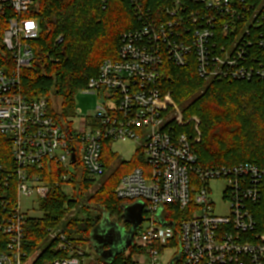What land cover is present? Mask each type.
I'll use <instances>...</instances> for the list:
<instances>
[{"label":"built area","instance_id":"obj_1","mask_svg":"<svg viewBox=\"0 0 264 264\" xmlns=\"http://www.w3.org/2000/svg\"><path fill=\"white\" fill-rule=\"evenodd\" d=\"M127 1L137 26L121 35L116 59L105 60L82 91L98 94L99 104L92 116L74 110L76 129L50 114L45 98L24 93L31 43L41 34L39 21L25 17L36 0H0V16L13 14L3 38L12 66L0 69V264L29 258L24 243L33 218L22 198L40 204L53 189L71 186L81 170L99 180L106 172L104 142L122 140L134 142L144 161L116 188L126 206L143 205L136 263L264 264V166L203 167L163 83L167 66L187 65L206 82L264 80V0ZM54 171L59 180L45 182ZM218 181L225 182L222 200L230 205L224 215L212 199ZM47 235L70 253L49 264H81L82 253L63 231L51 228Z\"/></svg>","mask_w":264,"mask_h":264},{"label":"trees","instance_id":"obj_2","mask_svg":"<svg viewBox=\"0 0 264 264\" xmlns=\"http://www.w3.org/2000/svg\"><path fill=\"white\" fill-rule=\"evenodd\" d=\"M247 1L258 4L263 0ZM12 17L9 10L0 16V69L12 66L11 54L3 45ZM25 17L39 21L41 34L31 43L34 59L23 71L24 93L32 99L45 98L50 114L60 121L73 115L76 95L96 77L101 64L116 59L121 35L137 26L127 0H36ZM163 83L185 123L179 129L192 137L203 167L240 163L264 166V80L206 82L199 78L194 65H187L167 66ZM111 143L103 144L106 172L99 180L81 170L70 181L74 195L65 193L62 185L53 189L39 204L42 217L27 221L24 247L28 257L37 254L33 264H49L70 256L57 250L52 240L40 249L48 229L63 231L79 250L91 242V233L105 214L123 222L127 202L116 196V188L144 161L137 154L130 163L119 161ZM113 164L117 166L111 171ZM58 180L57 171L45 178L48 183ZM97 184L98 189L87 198L89 189ZM75 210L79 211L71 216ZM172 219L176 223L181 220L178 214ZM262 223L264 231V211ZM128 251V256L124 253L110 263L100 259L98 264H137L134 257L139 251L134 246Z\"/></svg>","mask_w":264,"mask_h":264},{"label":"rangeland","instance_id":"obj_3","mask_svg":"<svg viewBox=\"0 0 264 264\" xmlns=\"http://www.w3.org/2000/svg\"><path fill=\"white\" fill-rule=\"evenodd\" d=\"M57 101L60 102V100H57ZM98 104H99V95L96 93L80 92L75 97V111L80 116L87 117V116L94 115L97 111ZM168 110H169V113L174 116L175 108L174 107L171 109L169 108ZM79 120H80L79 117L76 116L74 113L72 116L66 117V121L69 123H73V125L75 126L74 128L76 129H78L77 125L79 124ZM183 124H185L184 121H183ZM111 149H112V152L118 156L119 161H125L127 163H130L133 160V158L136 157V154H137V145L130 140L112 142ZM116 166L117 164H113L111 167V171L114 170ZM73 172H74V169H72L71 173ZM99 185L100 184H97L91 187L86 197L88 198L89 195L93 194L98 189ZM224 185H225V182H220V181L212 183V189H213L212 199L216 203L217 213L222 214V215L227 214L230 208V205L227 202H224L222 200V191H223ZM64 192H66L70 197L74 195L75 193L73 190V187L70 185L65 186ZM21 204H22L23 211L27 213V216L29 218L40 219L42 217V212L40 211V206L36 198L34 197L22 198ZM78 211L79 210H75L71 212L70 215L73 216ZM100 222L101 223L105 222L106 224H113V223H118L119 221L114 220L109 215L105 214ZM145 224L143 226H145ZM50 242L51 240L47 238V240L41 245L40 249L41 250L45 249L50 244ZM79 251L82 253L81 260H80L81 264H97V260L94 257L95 255L94 250L92 248V241L89 244L81 246ZM129 254H130V251L125 252L126 256H128ZM36 256L37 254L30 256L26 260L25 264H32ZM134 261H136L135 257H134Z\"/></svg>","mask_w":264,"mask_h":264},{"label":"water","instance_id":"obj_4","mask_svg":"<svg viewBox=\"0 0 264 264\" xmlns=\"http://www.w3.org/2000/svg\"><path fill=\"white\" fill-rule=\"evenodd\" d=\"M75 162V155H73V163ZM142 209L141 203L126 206L122 214V224L120 222L113 224L100 222L91 233L95 254L110 263L133 247L136 232L145 221ZM127 225L130 227L128 228ZM163 225L167 226L164 223Z\"/></svg>","mask_w":264,"mask_h":264},{"label":"crops","instance_id":"obj_5","mask_svg":"<svg viewBox=\"0 0 264 264\" xmlns=\"http://www.w3.org/2000/svg\"><path fill=\"white\" fill-rule=\"evenodd\" d=\"M93 245H94V242L92 241V248H93ZM94 254H95V252H94ZM94 257L96 258L97 264H98L99 260L101 259L100 256L95 254Z\"/></svg>","mask_w":264,"mask_h":264},{"label":"flooded vegetation","instance_id":"obj_6","mask_svg":"<svg viewBox=\"0 0 264 264\" xmlns=\"http://www.w3.org/2000/svg\"><path fill=\"white\" fill-rule=\"evenodd\" d=\"M122 224V223H121ZM127 227L129 228L130 226L129 225H127ZM137 233V232H136Z\"/></svg>","mask_w":264,"mask_h":264}]
</instances>
